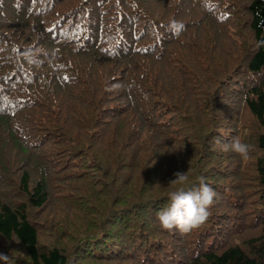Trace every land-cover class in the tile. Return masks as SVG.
Masks as SVG:
<instances>
[{"label":"trees","instance_id":"16d2710c","mask_svg":"<svg viewBox=\"0 0 264 264\" xmlns=\"http://www.w3.org/2000/svg\"><path fill=\"white\" fill-rule=\"evenodd\" d=\"M177 172L216 194L188 233ZM0 254L264 264V0H0Z\"/></svg>","mask_w":264,"mask_h":264},{"label":"clouds","instance_id":"9594fccd","mask_svg":"<svg viewBox=\"0 0 264 264\" xmlns=\"http://www.w3.org/2000/svg\"><path fill=\"white\" fill-rule=\"evenodd\" d=\"M224 148L242 157L248 154V145L236 138H233L230 145H225ZM187 181L186 172H177L175 179L170 182L179 187L168 192L169 203L157 213V220L163 229H176L181 233H188L207 219L208 209L213 203L215 192L204 182L203 177L199 178L198 185L186 189L184 185ZM8 260L9 256L0 254V264H7Z\"/></svg>","mask_w":264,"mask_h":264}]
</instances>
